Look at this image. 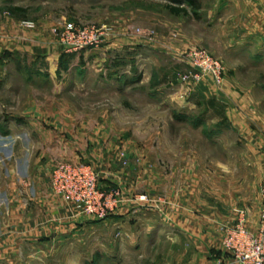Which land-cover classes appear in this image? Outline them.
<instances>
[{"label": "rangeland", "instance_id": "rangeland-1", "mask_svg": "<svg viewBox=\"0 0 264 264\" xmlns=\"http://www.w3.org/2000/svg\"><path fill=\"white\" fill-rule=\"evenodd\" d=\"M195 1L0 0V264H167L166 244L128 249L129 209L260 220L264 45L249 0ZM72 31L100 45L70 52ZM194 50L223 62V83L196 77ZM32 129L31 149L19 135ZM61 162L93 166L118 208L95 219L56 195Z\"/></svg>", "mask_w": 264, "mask_h": 264}, {"label": "built area", "instance_id": "built-area-1", "mask_svg": "<svg viewBox=\"0 0 264 264\" xmlns=\"http://www.w3.org/2000/svg\"><path fill=\"white\" fill-rule=\"evenodd\" d=\"M72 32L74 34L69 37V40L63 41L70 52L100 45V37H97L94 32L80 38L75 35V31ZM188 58L198 70L197 78H200L202 74L210 76L217 84L223 83L225 67L222 61L204 50H194ZM51 183L54 193L65 199L67 203L79 208L82 203H85L81 213H85L88 217L105 218L119 206L112 198V193L105 195L99 192L98 174L91 165L58 163L53 170ZM138 200L144 203L147 197L142 196ZM219 231L222 235L221 244L232 255L233 264H264V186L258 228L254 230L250 227L249 212L241 210L233 224L222 223L219 225Z\"/></svg>", "mask_w": 264, "mask_h": 264}, {"label": "crops", "instance_id": "crops-1", "mask_svg": "<svg viewBox=\"0 0 264 264\" xmlns=\"http://www.w3.org/2000/svg\"><path fill=\"white\" fill-rule=\"evenodd\" d=\"M242 1L244 0H222L221 4L222 8L226 10H235ZM247 2H249L252 11L250 14L251 26H253V31L250 32L252 43L260 48L264 45V0H249ZM196 3L200 6V3ZM20 119L21 122L30 120L27 116ZM2 120L11 122L15 120V117H4ZM38 134L35 129L21 131L19 135L22 140L21 144L32 149L34 147L32 140L33 138L37 139ZM26 138L28 139L27 144L23 141ZM36 146L39 147L40 144ZM2 149L3 147H0V150ZM3 151L7 152L6 149ZM28 161L23 160L22 164H26ZM143 209L146 208L139 211L129 209L123 213L119 212L123 214L124 225H128L127 228L131 234L128 247L130 251H158L164 246L163 244H166V248L172 250L171 260L167 264H233L232 255L221 244L222 235L219 226L212 224L206 213H201L199 216L194 211L187 212L186 219L182 220L179 215L175 214L170 221L156 213L153 220L148 221L147 212ZM226 221L228 220L222 219V223H227ZM259 221L254 225L249 213V225L252 229L258 228Z\"/></svg>", "mask_w": 264, "mask_h": 264}, {"label": "trees", "instance_id": "trees-1", "mask_svg": "<svg viewBox=\"0 0 264 264\" xmlns=\"http://www.w3.org/2000/svg\"><path fill=\"white\" fill-rule=\"evenodd\" d=\"M188 4H190V6L195 10L197 11V9L200 8L199 4L196 3L195 0H188ZM167 8L172 12L174 13L175 15H181V14H188L189 11H188V8L187 7H172L170 5H167ZM15 10H22V8H15L13 9V11Z\"/></svg>", "mask_w": 264, "mask_h": 264}]
</instances>
